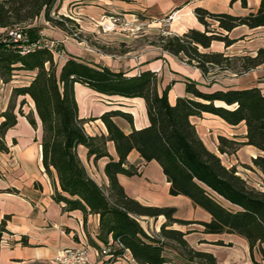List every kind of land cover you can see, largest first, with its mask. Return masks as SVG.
I'll use <instances>...</instances> for the list:
<instances>
[{
  "label": "trees",
  "instance_id": "obj_1",
  "mask_svg": "<svg viewBox=\"0 0 264 264\" xmlns=\"http://www.w3.org/2000/svg\"><path fill=\"white\" fill-rule=\"evenodd\" d=\"M60 1L0 0V28L5 29L0 33V84L13 80L17 72L28 75L25 83L12 85L9 101L0 110V152L8 151L4 134L16 124L18 114L24 115L33 128L37 127L35 116L38 118L43 171L50 179L56 177L59 186V190L54 186L53 199L63 202L68 210H81L84 218L87 214L98 215L96 238L103 247L91 238L88 241L102 255H107V262L123 257L128 250L137 264H164L168 261L164 252L167 243L171 242L186 262L217 264L213 254L192 248L184 239L185 232L171 227L173 223L195 221L175 218L174 207L145 205L126 194L117 176L137 173L126 161L128 153L135 149L145 161L155 160L160 165L169 182V194L184 195L210 214L209 221L198 222L204 233L226 232L243 237L253 264H264V179L263 189L251 186L235 165H225L205 145L190 120L191 116L208 112L229 125L242 123L244 141L218 135L217 150L232 154L241 145L254 146L259 153L251 158V162L264 176V92L261 88L248 86L205 91L198 88L196 82L188 80L185 81L186 94L177 96L171 104L167 94L172 81L159 88L155 71L146 69L128 74L73 55L59 63L53 50L40 42V28L32 25V21L42 13L50 25L75 35L67 25L74 24L73 21L64 15H51L52 10L57 14ZM240 1L246 5V0ZM193 12L203 25L202 30L190 28L182 34L160 33L149 44L198 68L202 74H206L210 66H216L240 75L264 63V46L258 47L253 54L230 55L208 50L213 41L223 42L224 47L236 42L237 39L228 36L234 27L263 26L264 0H259L255 12L246 15L210 12L202 7L194 8ZM208 19L215 21L225 33L209 29ZM15 24L22 27L11 29ZM10 32L20 34L22 38L14 41ZM75 36L80 40L79 34ZM56 51L62 52L63 47L56 45ZM75 83L108 96L142 98L147 125L125 133L113 118L120 116L131 124V114L108 109L97 117L104 124L106 135L87 133L86 120L78 114ZM26 96L32 100L34 109L24 113L22 107L27 102ZM107 141L113 143L116 157L108 153ZM78 145H83L88 157L94 160L107 157L103 169L106 188L88 175L78 156ZM160 215L164 221L158 238L148 235L137 220L138 216L156 218ZM7 218L6 215L0 221V242L2 235L8 233ZM20 241L27 244L23 237ZM215 243L231 245L222 241ZM254 250L260 254V261L253 258Z\"/></svg>",
  "mask_w": 264,
  "mask_h": 264
},
{
  "label": "crops",
  "instance_id": "obj_2",
  "mask_svg": "<svg viewBox=\"0 0 264 264\" xmlns=\"http://www.w3.org/2000/svg\"><path fill=\"white\" fill-rule=\"evenodd\" d=\"M258 6L259 0H246L245 6L240 0H61L57 12L63 15L80 12L83 17L92 16L93 18L116 14L132 24H134V19L139 17L145 22L147 28L166 29L173 34H182L190 28L203 29V25L193 12L196 7H202L210 12L246 15L249 12H255ZM165 17L168 18L165 19ZM38 24L41 26L42 36L56 39L63 45L62 54L55 55L59 63L68 55H73L84 61L106 65L113 70H122L128 74L146 69L155 71L159 88L172 81L167 94L171 104L177 96L186 94L185 81L188 80L196 82L197 87L205 91L258 86L264 92V63L240 75L219 70L222 72L218 76L220 79L216 78L212 81L213 83L209 84L210 72L202 74L198 68L181 62L176 56L158 47H145L137 57L128 58L122 63L104 57L102 54H96L98 57L88 59L84 55L81 42H74L63 30L50 25L44 19L39 18ZM257 29H264V25L254 28L245 25L234 27L228 32L229 37L238 39L243 36V39H238L228 47H224L221 42L213 41L208 49L230 52L232 47L242 41L248 44L246 50L253 54L261 45H255L254 38H251L249 34ZM153 48L155 51H150ZM212 68L218 70L215 66L210 67V70ZM15 81L17 80L13 79L0 85L6 88L8 86L10 92ZM0 89L3 88L0 87ZM74 93L78 104V114L86 120L84 128L89 134L103 133L106 135L105 126L97 117L108 109H119L131 114V124L120 116L113 118L125 133L148 123L144 101L140 97L108 96L97 93L80 83L74 84ZM94 94L98 96L97 100L94 99ZM26 99L29 102V108L34 109L32 100L28 96ZM210 118H218L229 127H241L242 131L240 135L214 133L213 139L209 136L210 143L213 145L211 147L204 133L207 125L203 122ZM35 119L37 127L33 128L24 115L18 114L16 124L4 134L8 151L0 152V221L4 216H8L6 219L8 233L2 235L0 242V264L19 263L26 260H51L66 248H79L83 245L88 246V258L93 264H137L128 250L125 251L123 257L107 262V256L102 255L88 241V238H91L103 247V244L96 238L98 215L87 214L84 218L81 210H68L64 208L63 202L53 199L54 186L58 190L59 186L56 177L50 179L43 171L39 144L41 129L36 116ZM190 120L194 123L205 145L213 152L217 150L218 135L238 141L245 139L243 137L245 127L242 123L229 125L220 117L208 112L202 113L201 116H191ZM89 124L92 126L90 127ZM243 147L254 150L252 157L259 153L251 145H241L236 152ZM106 148L111 156L116 157L111 141H107ZM77 153L88 175L97 184L106 188L107 178L103 169L107 157L94 160L88 157L87 149L83 145L77 146ZM126 161L137 170V173L133 175L120 173L117 176L126 194L145 205L174 207L175 218L195 221L189 224L173 223L171 225L172 228L185 232L184 239L192 248L213 254L217 264H253L248 243L243 237L226 232H203V226L198 222L209 221L210 214L194 205L184 195L169 194V182L155 160L145 161L135 149H132ZM256 170L259 172L258 169ZM137 220L148 235L159 237L160 225L164 221L162 215L156 218L138 216ZM22 237L25 238L27 244L21 243ZM216 241L231 245H219L215 243ZM164 255L168 258L164 264H193L186 262L175 247L166 246ZM253 258L260 261V254L256 250L253 251Z\"/></svg>",
  "mask_w": 264,
  "mask_h": 264
},
{
  "label": "rangeland",
  "instance_id": "obj_3",
  "mask_svg": "<svg viewBox=\"0 0 264 264\" xmlns=\"http://www.w3.org/2000/svg\"><path fill=\"white\" fill-rule=\"evenodd\" d=\"M74 6V5H73ZM51 15L57 16V15H63L57 12V14L54 13L52 10ZM68 17L71 21H73L74 24H67L69 27L73 29V33L75 35L79 34L81 36L80 40L76 38L75 35H69L64 30V32L74 41V42H81V47L83 48L85 52V56L88 59H93L94 57H98L96 54L100 55L102 54L104 57H109L113 59L114 61H119V63H122L124 60L128 58H135L139 55V53L145 49V47L153 46L154 45L149 44V41L155 39L158 34L160 33H171L168 32L166 29H152L147 28L145 22L137 18V21L144 22L143 27L139 30L130 31L128 28L126 29H119L115 28L112 30H103V26L100 24L102 21H106L107 17L113 16L116 20V23L122 24L125 21V18L118 16L116 14L108 15L106 17H99V18H93L92 16H85L83 17L82 13L75 12L72 14L64 15ZM39 18L44 19L43 14L40 13L37 17H35L32 21V25H35L40 28L41 26L38 24ZM168 17H165L167 19ZM45 20V19H44ZM209 29H214L218 32L225 33L223 30L219 29L217 27V23L213 20L208 19ZM21 24H15L11 27V29H19L21 28ZM5 29L1 28L0 33H2ZM39 30V36L42 39L51 40L57 43V45L63 47V45L60 43V41L56 39H49L47 37H44L41 35ZM62 30V29H61ZM229 36V34H228ZM248 36V35H246ZM251 38H254V44L255 45H261L264 46V29H257L253 33L249 34ZM238 39H243V36L239 37ZM237 39V40H238ZM221 42V41H218ZM223 43V42H221ZM244 45V46H243ZM248 46L247 43H244L242 41L238 42L234 47L231 48L230 52H226L227 54H241V53H249V51L246 50V47ZM260 47V46H259ZM159 48V47H158ZM210 50V49H208ZM150 51H155V49H150ZM158 51V50H156ZM216 51V50H213ZM62 54V52L60 53ZM57 55V54H56ZM56 57V56H55ZM58 60V58H57ZM180 60V59H178ZM181 61V60H180ZM183 62V61H181ZM185 63V62H183ZM213 67V66H210ZM216 67V66H215ZM218 70H214L212 68L208 72H210V78L208 79V83H213L216 78H219L222 74V72ZM234 74V73H233ZM13 79L17 80L15 81L16 84L25 83L28 80V75L23 74V72H17ZM236 75V74H235ZM220 79V78H219ZM19 80V81H18ZM264 82V81H263ZM3 89H0V110H2L9 101L10 92L7 88L4 86H1ZM94 99H98L95 94L93 95ZM19 98H17L18 101ZM16 101V104H17ZM23 112L27 113L29 111V102L27 101L23 107ZM88 122V121H87ZM205 123L206 128L204 129V133L206 136V140L209 144V146H213L212 143H210L209 136L213 139L214 133H225V134H236L240 135L242 129L241 127H229L223 124L221 120L218 118H210L205 119L203 121ZM84 123V127H85ZM91 127L92 125L89 124ZM88 128V126H86ZM215 153L220 157L221 161L225 165H235L239 173L247 180V182L255 187L256 189H263L262 187V180L264 177L255 169L251 162V158L253 155V149L248 147H243L239 152H234L232 154H222L219 153V151L214 150ZM248 165V166H247ZM223 205L228 206V204L224 200H220ZM168 247H174V244L171 242L167 243ZM59 264L55 262L54 259L48 260V259H42V260H26L19 263H11V264Z\"/></svg>",
  "mask_w": 264,
  "mask_h": 264
},
{
  "label": "built area",
  "instance_id": "obj_4",
  "mask_svg": "<svg viewBox=\"0 0 264 264\" xmlns=\"http://www.w3.org/2000/svg\"><path fill=\"white\" fill-rule=\"evenodd\" d=\"M115 18L113 16H109L107 17L108 22L102 21L100 24L103 26V30H112L115 28H119V29L128 28L130 31L133 32L135 30L137 31L141 29L144 24V22L142 21H137L136 18L133 21L134 24H132V22H129L126 19L122 24H118L116 23ZM10 34L12 35L14 41L22 38V36L16 32H10ZM40 42H42L43 45L52 49L55 55L61 53L59 51H56V45H57L56 42L42 38L40 39ZM33 45H35V43H33L32 46ZM102 252L104 253L105 250H102ZM54 260L59 264H93L90 262L88 258V246L86 245H83L79 248H66L60 251L55 256Z\"/></svg>",
  "mask_w": 264,
  "mask_h": 264
}]
</instances>
